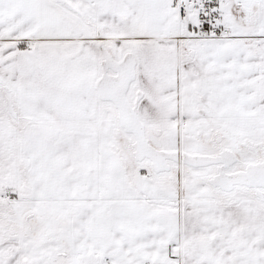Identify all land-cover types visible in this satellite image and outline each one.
I'll return each mask as SVG.
<instances>
[{
	"label": "snow or ice",
	"instance_id": "snow-or-ice-1",
	"mask_svg": "<svg viewBox=\"0 0 264 264\" xmlns=\"http://www.w3.org/2000/svg\"><path fill=\"white\" fill-rule=\"evenodd\" d=\"M0 264H264V0H0Z\"/></svg>",
	"mask_w": 264,
	"mask_h": 264
}]
</instances>
